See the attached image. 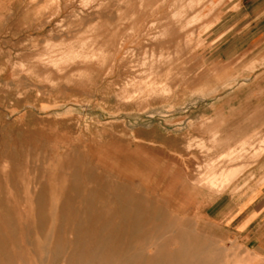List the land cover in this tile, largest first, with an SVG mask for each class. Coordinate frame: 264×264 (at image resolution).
Instances as JSON below:
<instances>
[{"label":"rangeland","instance_id":"374dc122","mask_svg":"<svg viewBox=\"0 0 264 264\" xmlns=\"http://www.w3.org/2000/svg\"><path fill=\"white\" fill-rule=\"evenodd\" d=\"M260 188L264 0H0V264H264Z\"/></svg>","mask_w":264,"mask_h":264},{"label":"crops","instance_id":"0c3cea01","mask_svg":"<svg viewBox=\"0 0 264 264\" xmlns=\"http://www.w3.org/2000/svg\"><path fill=\"white\" fill-rule=\"evenodd\" d=\"M236 201L219 216V224L264 252V188L246 193Z\"/></svg>","mask_w":264,"mask_h":264},{"label":"bare ground","instance_id":"6f19581e","mask_svg":"<svg viewBox=\"0 0 264 264\" xmlns=\"http://www.w3.org/2000/svg\"><path fill=\"white\" fill-rule=\"evenodd\" d=\"M67 151H68V150H67ZM228 152H229V151H228ZM227 154H228V153H227ZM53 161H54V160H53ZM223 168H224V167H223ZM234 169H235V168H234ZM222 170H223V169H222ZM215 172H216V171H215ZM220 172H221V171H220ZM220 172H219V174H220ZM233 173H234V172H233ZM216 174H217V173H216ZM221 174H222V173H221ZM224 175H225V174H224ZM233 177H234V176H233ZM220 178H221V177H220ZM233 179H234V178H233ZM233 179H232V180H233ZM214 180H215V179H214ZM225 181H226V179H225ZM227 181H228V182H226V183H229V181H231V180H227ZM220 182H221V181H220ZM223 182H224V181H223ZM232 183H233V182H232ZM230 184H231V183H230ZM228 185H229V184H228ZM228 185H227V186H228ZM226 188H227V187H226ZM84 213H85V212H84ZM84 213H83V214H84ZM81 217H83V216H81ZM84 217H86V216H84ZM86 218H87V217H86ZM86 220H87V219H86ZM81 221H82V220H81ZM80 225H81V224H80ZM133 230H134V229H133ZM77 239H78V238H77Z\"/></svg>","mask_w":264,"mask_h":264}]
</instances>
